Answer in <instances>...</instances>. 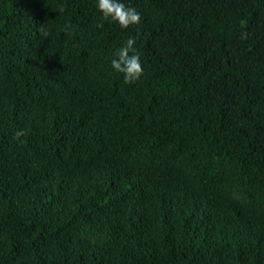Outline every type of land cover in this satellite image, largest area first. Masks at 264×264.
I'll list each match as a JSON object with an SVG mask.
<instances>
[{
    "label": "trees",
    "instance_id": "trees-1",
    "mask_svg": "<svg viewBox=\"0 0 264 264\" xmlns=\"http://www.w3.org/2000/svg\"><path fill=\"white\" fill-rule=\"evenodd\" d=\"M121 2L0 0V264H264V0Z\"/></svg>",
    "mask_w": 264,
    "mask_h": 264
},
{
    "label": "clouds",
    "instance_id": "clouds-1",
    "mask_svg": "<svg viewBox=\"0 0 264 264\" xmlns=\"http://www.w3.org/2000/svg\"><path fill=\"white\" fill-rule=\"evenodd\" d=\"M96 6L98 11L102 13L103 20L116 22L121 29H128L141 23L139 12L135 8L126 7L121 0H97ZM64 10L63 7L59 9L60 12ZM63 31L66 35H71L74 31L73 25L71 23L66 24ZM42 35L47 38L49 33L44 31ZM135 45V37H129L126 43L114 53V58L111 60V67L123 75L126 84L138 82L144 74L141 56ZM24 134L23 131H17L15 139L23 143L20 138Z\"/></svg>",
    "mask_w": 264,
    "mask_h": 264
}]
</instances>
